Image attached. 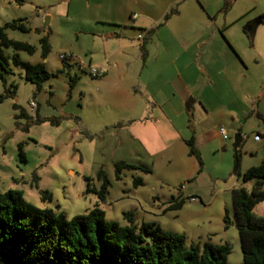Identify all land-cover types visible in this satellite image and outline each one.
<instances>
[{"label": "rangeland", "instance_id": "rangeland-1", "mask_svg": "<svg viewBox=\"0 0 264 264\" xmlns=\"http://www.w3.org/2000/svg\"><path fill=\"white\" fill-rule=\"evenodd\" d=\"M262 16L264 0L228 9L225 0H0V26L23 19L31 28L6 30L36 47L21 59L52 74L40 91L23 65L0 79V94L16 86L0 103V192L21 191L69 218L99 204L108 220L128 225L124 212L132 211L137 224L184 233L188 247L229 243L228 264L242 263L231 191L251 190L255 180L243 174L264 162ZM45 35L51 51L43 59ZM94 68L105 73L94 77ZM178 70L194 91L191 109L180 101ZM120 162L140 168L124 167L118 178ZM101 171L111 182L105 200L89 191V183L100 189ZM174 199H184L182 208H170ZM255 213L264 216V201Z\"/></svg>", "mask_w": 264, "mask_h": 264}, {"label": "trees", "instance_id": "trees-1", "mask_svg": "<svg viewBox=\"0 0 264 264\" xmlns=\"http://www.w3.org/2000/svg\"><path fill=\"white\" fill-rule=\"evenodd\" d=\"M234 1L225 0V8H230ZM259 20L263 23L264 16ZM253 27L249 25L245 31ZM8 28L21 32L31 30L23 19L0 26V79L6 80L12 64L23 65L25 79L36 84L40 91L52 76L51 72L43 62L32 64L21 59L20 52L34 54L36 47L10 38ZM40 42L42 58L46 59L51 51L48 35ZM7 49L12 51L11 55L6 53ZM13 87H16L14 83L5 94H0V103L6 97L15 96ZM242 142L241 136L240 145ZM188 143L192 146L191 152L200 158L194 148V138ZM20 150L25 159L21 145ZM236 163L238 173L239 157ZM116 167L118 178L124 167L140 168L126 162L117 163ZM143 168L151 171L149 167ZM98 177L102 182L100 189L92 188L89 183V191H95L105 200L111 182L104 171ZM243 179L245 182L255 180V183L251 190L242 186L231 191L234 223L244 256L240 264H264V216L255 213V207L264 201V162L249 168ZM142 184V178L135 179V185ZM184 202V199H174L170 208H182ZM124 216L128 225L108 220L106 212L96 204L85 214L69 218L64 212L34 206L21 191L0 192V264H228L232 249L229 243L207 241L203 247L200 244L188 247L184 233L166 230L157 222L137 224L132 211L124 212ZM225 223L226 227L232 223L228 213Z\"/></svg>", "mask_w": 264, "mask_h": 264}, {"label": "crops", "instance_id": "crops-1", "mask_svg": "<svg viewBox=\"0 0 264 264\" xmlns=\"http://www.w3.org/2000/svg\"><path fill=\"white\" fill-rule=\"evenodd\" d=\"M136 15V14H135ZM132 44L131 43H129V44H127V46H131ZM148 61H147V59H145V63H147ZM171 63H173V64H175L176 66H177V59H175V58H172L171 59V61H170ZM148 65V64H147ZM146 64H145V67L147 66ZM209 65V64H208ZM144 67V68H145ZM178 69V68H177ZM144 70V69H143ZM179 71V70H178ZM209 71V70H208ZM209 77H210V79H212V76H211V73H209ZM177 82H178V84L180 85V90H181V93H180V95H179V97H181V99H180V101H181V103H184V102H186L188 99H189V97L190 96H192V95H194V91H193V89L191 88V86H190V84L188 83V81H187V79L185 78V76H184V74H183V72H180L179 71V75H177ZM211 81V80H210ZM211 84H214V81L212 80V82H211ZM132 87H135V86H132ZM132 87H130V88H132ZM192 99V98H191ZM190 100H188V102H189ZM195 102V101H194ZM193 102V103H194ZM160 103V102H159ZM160 105V104H159ZM160 106H163V105H160ZM161 108V107H160ZM161 109H163V111H164V106L161 108ZM166 110V109H165ZM132 117V116H131ZM131 119V121L132 122H137V121H139V118H130ZM138 137L139 138H143L144 136L143 135H138ZM139 224V223H138Z\"/></svg>", "mask_w": 264, "mask_h": 264}, {"label": "built area", "instance_id": "built-area-1", "mask_svg": "<svg viewBox=\"0 0 264 264\" xmlns=\"http://www.w3.org/2000/svg\"><path fill=\"white\" fill-rule=\"evenodd\" d=\"M135 17H136V15H135ZM140 37L143 38V36H141V35H140ZM61 58H62V59H65V58H67V56L64 55V54H62V55H61ZM90 73H91L92 76H94V77H98L99 74L103 75V74L105 73V71H100V72H99L96 68H94V69H91ZM31 107L34 108V109H37L38 106H37V104H36L34 101H32V103H31ZM220 133L222 134V136H223L225 139L228 138V133H227L226 128L222 127V128L220 129ZM255 140H256V141H260V140H261V136H260L259 134L255 135ZM192 198L194 199V197H192Z\"/></svg>", "mask_w": 264, "mask_h": 264}, {"label": "water", "instance_id": "water-1", "mask_svg": "<svg viewBox=\"0 0 264 264\" xmlns=\"http://www.w3.org/2000/svg\"><path fill=\"white\" fill-rule=\"evenodd\" d=\"M261 23V21L258 19L257 20V24H260ZM49 20H47V22L45 23V25H44V29H47L48 27H49ZM193 100L192 99H190V101L188 102V104H187V108L188 109H191L192 107H193ZM240 143H241V136L240 135H238L237 137H236V141H235V149L236 150H238V147H239V145H240ZM237 157H238V155H237Z\"/></svg>", "mask_w": 264, "mask_h": 264}]
</instances>
